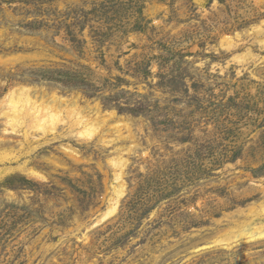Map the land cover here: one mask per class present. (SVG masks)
Segmentation results:
<instances>
[{
  "label": "rangeland",
  "instance_id": "obj_1",
  "mask_svg": "<svg viewBox=\"0 0 264 264\" xmlns=\"http://www.w3.org/2000/svg\"><path fill=\"white\" fill-rule=\"evenodd\" d=\"M262 37L264 0H0V264H264ZM21 86L104 124L10 125Z\"/></svg>",
  "mask_w": 264,
  "mask_h": 264
},
{
  "label": "bare ground",
  "instance_id": "obj_2",
  "mask_svg": "<svg viewBox=\"0 0 264 264\" xmlns=\"http://www.w3.org/2000/svg\"><path fill=\"white\" fill-rule=\"evenodd\" d=\"M259 41L264 44V37L259 39ZM54 95H52L50 99H45L44 97L37 98L38 96L33 97L30 88L25 86H21L11 91L6 95L7 103L3 111L7 123L14 126L16 122L24 125L28 124L29 126L34 127L35 130L45 132L53 130L55 123H57L58 116L62 115V117L68 119L67 123L69 122L71 126H76L79 129L78 134L80 137L92 136L95 132L100 130L99 121L101 120L104 124V119L99 120V116L97 114L93 116L87 112L85 113L82 108L77 106V104H71L67 101V99L60 98L61 95ZM103 124H101V126ZM120 138L122 137L120 136ZM111 163L113 164L114 169L117 170L115 173V179L119 181L121 179L120 167H122L123 160L120 161L114 158L112 159ZM114 191L115 195L110 201V207L108 208V211L104 213L103 217H105L106 215H110L115 211L118 205L119 198L123 196V183L119 181L116 188L114 186ZM261 215H264V205H261L259 210L253 208L250 214L246 215L247 218L243 220L241 224L238 225V227L255 231V233L249 235L248 238H252L253 236H264V228H261V224L263 222H254V218ZM226 236H224L220 240L226 239Z\"/></svg>",
  "mask_w": 264,
  "mask_h": 264
}]
</instances>
